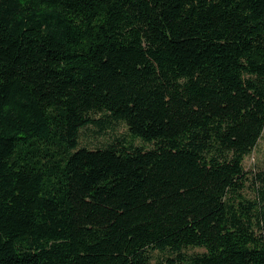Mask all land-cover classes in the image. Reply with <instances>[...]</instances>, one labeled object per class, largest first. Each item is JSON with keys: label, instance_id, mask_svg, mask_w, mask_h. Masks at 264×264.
<instances>
[{"label": "trees", "instance_id": "trees-1", "mask_svg": "<svg viewBox=\"0 0 264 264\" xmlns=\"http://www.w3.org/2000/svg\"><path fill=\"white\" fill-rule=\"evenodd\" d=\"M263 133L264 0H0V264H264Z\"/></svg>", "mask_w": 264, "mask_h": 264}, {"label": "rangeland", "instance_id": "rangeland-1", "mask_svg": "<svg viewBox=\"0 0 264 264\" xmlns=\"http://www.w3.org/2000/svg\"><path fill=\"white\" fill-rule=\"evenodd\" d=\"M119 139H124L126 141L131 140L125 125L121 122H108L107 128L103 133H99V129L94 126H88L82 129L79 135V145L89 149H95L107 146ZM133 143L145 149H150L152 147L151 144H144L137 139H135ZM243 164L244 170L248 173V181L246 182L243 194L247 199L253 200L264 184V133L252 153L244 159ZM183 252L195 254L202 253L203 250L198 248H187ZM164 254H160L157 251L151 253L152 262L154 263L156 260L163 259L165 257Z\"/></svg>", "mask_w": 264, "mask_h": 264}]
</instances>
